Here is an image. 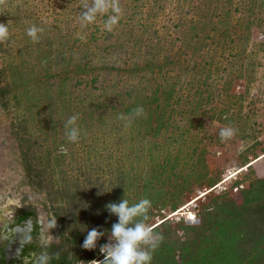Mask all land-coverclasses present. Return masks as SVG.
I'll return each instance as SVG.
<instances>
[{"label":"rangeland","instance_id":"374dc122","mask_svg":"<svg viewBox=\"0 0 264 264\" xmlns=\"http://www.w3.org/2000/svg\"><path fill=\"white\" fill-rule=\"evenodd\" d=\"M84 3L0 6L9 24L0 42V223L35 211L47 244L71 264L103 259L118 219L105 206L117 198L149 199L146 223L166 221L155 233L182 242L197 237L183 226L199 227L208 208L264 190V0H119L111 31V10L85 23ZM32 26L42 30L36 42ZM73 115L74 143L64 127ZM227 127L235 135L222 140ZM93 227L105 235L88 251Z\"/></svg>","mask_w":264,"mask_h":264},{"label":"trees","instance_id":"16d2710c","mask_svg":"<svg viewBox=\"0 0 264 264\" xmlns=\"http://www.w3.org/2000/svg\"><path fill=\"white\" fill-rule=\"evenodd\" d=\"M172 208L173 212L177 211V204ZM165 222L155 227L154 231L159 232ZM183 227L196 231L197 237L182 242H169L168 231L163 232L160 234L163 240L152 252L151 264H264L262 188L260 191H246L241 204L232 202L218 205L213 211L208 208L203 213L199 227ZM71 263L70 259L67 264Z\"/></svg>","mask_w":264,"mask_h":264},{"label":"clouds","instance_id":"9594fccd","mask_svg":"<svg viewBox=\"0 0 264 264\" xmlns=\"http://www.w3.org/2000/svg\"><path fill=\"white\" fill-rule=\"evenodd\" d=\"M7 0H0V6L5 5ZM109 10L113 15L108 16L105 21V28L111 31L118 23L121 8L119 0H85L81 12L82 21L91 23L97 14L107 13ZM42 31L36 26L27 30V35L36 42L38 33ZM9 37V24L0 23V42H4ZM143 114V108L134 109V115ZM120 119H126L121 115ZM77 116L73 115L65 122L66 137L70 142L79 140V129L76 127ZM235 135V130L231 127L223 128L220 131L222 140H227ZM106 210L117 217V222L112 224L108 242L100 245L99 251L104 257L103 260H93L91 264H151L152 252L156 250L163 240L162 235L155 233L153 227L146 223L149 220L148 212L151 208V201L147 198L141 199L134 204L124 197L118 203L110 202L105 206ZM54 222L52 226H55ZM87 234L82 247L92 251L97 248L98 241L105 235L98 228L87 229Z\"/></svg>","mask_w":264,"mask_h":264},{"label":"flooded vegetation","instance_id":"af4514ba","mask_svg":"<svg viewBox=\"0 0 264 264\" xmlns=\"http://www.w3.org/2000/svg\"><path fill=\"white\" fill-rule=\"evenodd\" d=\"M33 212L25 211L10 222L0 223V264H67L66 256L47 244L43 225Z\"/></svg>","mask_w":264,"mask_h":264},{"label":"built area","instance_id":"2783aa9c","mask_svg":"<svg viewBox=\"0 0 264 264\" xmlns=\"http://www.w3.org/2000/svg\"><path fill=\"white\" fill-rule=\"evenodd\" d=\"M187 221L190 222V223L196 221V215H195V214H192V213H189V214L187 215ZM103 259H104V257H103ZM103 259H102V260H103Z\"/></svg>","mask_w":264,"mask_h":264}]
</instances>
